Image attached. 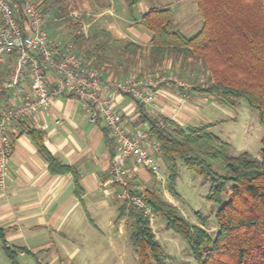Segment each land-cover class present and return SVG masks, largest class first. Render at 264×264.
Returning <instances> with one entry per match:
<instances>
[{"label": "trees", "instance_id": "trees-1", "mask_svg": "<svg viewBox=\"0 0 264 264\" xmlns=\"http://www.w3.org/2000/svg\"><path fill=\"white\" fill-rule=\"evenodd\" d=\"M11 1L18 10L20 24L25 26L19 0ZM140 1L126 0L128 10ZM47 2L42 0L37 4L42 12L47 10ZM195 4L201 25L191 35L177 29L169 6L150 7L141 15L138 23L150 33L147 50L150 63L157 66L167 59H180L185 67H196L206 74L208 83L193 86L195 91L214 95L222 105L244 98L258 112L264 126V0H195ZM62 11L67 14L65 9ZM62 22L69 29L70 39L81 48L83 35L72 31L81 22L69 18ZM97 48L84 49V56H91ZM124 50L130 56L144 51L141 45L130 41L125 43ZM136 102L137 124L146 123L149 137L160 144L158 157L167 171L169 191L177 195L174 185L178 161L202 176L209 184L206 198L215 207L216 229L211 234L203 226L191 224L179 216L175 206L154 192H147L145 199L153 213L161 215L166 228L186 240L196 264H264V134L258 157L248 152L233 155L230 143L209 131L210 124L182 126L163 117L158 119L148 115L142 104ZM26 132L47 162L50 173H71L78 193L81 186L76 169L50 153L43 143L42 131L26 126ZM105 132L108 134L109 130ZM214 165L221 167L223 173L217 172ZM124 217L132 219L130 240L143 264H170L156 241L149 218L121 201L116 221ZM0 246L10 264H19L17 254L23 248L7 245L1 228Z\"/></svg>", "mask_w": 264, "mask_h": 264}, {"label": "crops", "instance_id": "crops-1", "mask_svg": "<svg viewBox=\"0 0 264 264\" xmlns=\"http://www.w3.org/2000/svg\"><path fill=\"white\" fill-rule=\"evenodd\" d=\"M143 1L139 3L142 7L138 15L134 14L135 6L131 11L126 6L127 13L125 14L122 9L124 14L119 15L116 14L113 0H102L99 3L94 1L93 7L98 9V12L92 13L94 18L90 22L104 21L105 23L103 22V25L89 32L86 31L85 26L91 19L87 18L83 21V27L80 30L83 35L81 48L96 49L99 47L97 48L98 54L97 52L94 54L93 67L99 71L104 85L136 71L143 74V78H149L148 75L153 72L151 70L156 69V65H152L148 58L150 33L146 29H141L138 23L141 15L151 7L148 4L143 5ZM167 5L162 2L161 6L155 7ZM176 13H181V16L185 17L179 8ZM103 14L105 16L100 17ZM182 17H180L181 20ZM199 22H201L200 19L196 23H188V20H185V25L180 29L176 27L186 35V31H189L192 24H196L198 25L196 30L191 32L193 34L200 28ZM61 28H47V32L54 39L60 36V43L65 39H70L67 26L64 27L67 29L65 32H62ZM187 28L189 29L186 30ZM127 41L141 45L143 53L128 55L124 50ZM102 47L108 50L107 53L103 52L105 50H102ZM115 54L119 55L115 56ZM12 62L8 60L1 66L0 81L10 71ZM164 64L166 67L170 64L171 67L179 66V69L191 78L190 84L185 83L189 87L188 94L184 98L171 86L157 85L154 88L156 97L152 102L142 104L148 115L158 119L163 117L187 126L190 123L188 121H191L192 117L197 114L201 104L208 100L219 104L214 95L200 93L192 88L198 85L197 77L194 78L195 71H192L188 65L187 67L182 65L180 59H167L163 62ZM53 78L51 73L49 79ZM30 87L29 78L26 76L23 79V88L30 90ZM102 95L110 97L114 108L122 113L124 125L129 132L147 128L146 123L137 124L138 103L129 95L113 93L109 87L103 90ZM18 101L19 92L16 88L0 92V107L12 105ZM24 122L30 125H23L16 120L6 125L7 135L12 141V155L8 163L5 187L0 189V228L7 245L29 251L27 253L23 249L18 251L19 264H32L23 258L27 254L33 257L37 254L45 256L46 264H75L73 260L77 256V246L69 248L64 243L85 239L87 225L90 226L87 229L97 228L91 217V210L106 209L110 203L120 201L112 197L115 188L109 182L108 173L110 160L117 151L116 140L110 131L106 134L105 131L109 129L104 120L90 122L81 102L65 93L54 95L47 109L38 112L30 121ZM26 126L42 131L43 143L50 153L61 163L76 169L81 186L78 193L75 191L74 178L71 173H50L47 162L27 134ZM126 167L134 185H139L140 179L149 182V171L135 166L131 159L127 160ZM121 201L117 202L118 205ZM118 205L116 206L117 214ZM36 260L40 262L35 257ZM7 263L10 264L9 260Z\"/></svg>", "mask_w": 264, "mask_h": 264}, {"label": "built area", "instance_id": "built-area-1", "mask_svg": "<svg viewBox=\"0 0 264 264\" xmlns=\"http://www.w3.org/2000/svg\"><path fill=\"white\" fill-rule=\"evenodd\" d=\"M19 2L25 26L20 24L18 10L12 1L0 0V68L8 60L13 61L10 71L0 81V92L11 88L19 92L18 103L0 107V189L5 187L12 155V141L6 125L12 120L30 121L38 112L48 108L54 95L65 93L81 102L90 122L104 120L116 140L117 151L108 167L109 182L114 188L118 187L112 197L125 201L152 220L154 213L146 202V192L134 188L126 162L131 159L135 166L158 175L160 144L149 137L146 129L129 132L122 113L102 92L109 87L113 93H123L141 104H148L156 97L154 88L161 83L167 84L170 78L127 76L104 85L99 71L84 60L74 41L61 44L46 31L50 21L65 18L75 21L76 12L52 16L47 11L42 12L35 0ZM78 33L73 30V34ZM51 73L52 80L49 79ZM26 76L31 84L30 90L23 88ZM159 124L163 121L159 120Z\"/></svg>", "mask_w": 264, "mask_h": 264}, {"label": "rangeland", "instance_id": "rangeland-1", "mask_svg": "<svg viewBox=\"0 0 264 264\" xmlns=\"http://www.w3.org/2000/svg\"><path fill=\"white\" fill-rule=\"evenodd\" d=\"M35 1L39 4L42 0ZM94 1L99 3L102 0H48L46 4V11L52 16L65 14V12L62 11L63 9L67 11V14L70 12H76L78 16L76 20L81 22V26L76 28L79 33L83 27L84 19L90 18L91 20H88L85 26L86 31L90 32L93 28L96 29L103 25L104 22L102 18L103 22H90L94 18L92 13L95 14L98 12V9L93 7ZM162 2L163 4H168L167 6L172 8L174 22L179 29L181 26L185 25V20H188V23H196L197 20L199 21L200 19L196 4L193 0H144L143 5L148 4L151 7H155L161 6ZM113 5L116 10V14L121 15L127 13L125 0H113ZM141 5L142 4H138L135 6V15L140 13V9L142 7ZM177 8L182 11L185 17H182L181 13H176ZM122 9L124 13H122ZM103 16H105V14L100 17ZM180 17L183 18V22ZM199 23L201 25V22ZM196 26L198 25L192 24L191 28L189 27L190 29L187 28L186 30L189 29V31H186V35H191V32L196 30ZM49 27H62V32L67 30L64 28L66 27L65 23L62 21H50L46 25V31ZM140 27L145 30V28L141 25ZM59 38L55 40L60 42ZM70 40L72 39H65L64 42H61V44L67 43ZM101 49L105 50L103 47ZM79 50L84 56V48H79ZM94 51L98 54V50H92L91 56H84V60L89 62L91 66H93L95 61L93 58L96 52ZM107 51L105 50L103 52L106 53ZM117 55L119 54H115V56ZM155 68L156 69L154 70L153 68V70H151L153 72L148 75L149 79L167 76L170 78L168 83L161 84L171 86L184 98L186 97L185 95L188 94L189 88L186 84H190L191 78L188 77L182 69H179V66L171 67L170 64L169 67H166L165 64L163 65L162 63L161 65H157ZM176 69H178V71ZM191 70L195 71L194 78L197 77V83L199 85L206 86L208 83L206 80V74L202 71H197L196 67L191 68ZM189 74L191 75V73ZM129 76L143 78L144 75L136 71L129 74ZM188 122H190L188 124L196 126L210 123L209 131L217 135L222 140L230 143V151L233 155H237L241 152H248L253 156H259L261 138L264 134V126L259 121L258 112L248 106L244 98H239L230 105L215 104L211 100H208L200 105V108L197 110V114L192 117L191 121ZM158 163L160 165L159 174L154 175L149 172V182L148 180L140 179L138 177L140 179L138 181L139 185H134V188L142 189L146 192V194L147 192H154L161 200L175 206L179 216L187 219L193 225L203 226L209 233L212 234L216 229V220L214 216L215 207L213 203L206 198L209 184L204 182L202 176L189 171L180 161H178V176L176 177L174 185L177 195L174 196L169 191L167 171L160 157H158ZM214 167L217 172L221 174L223 173L221 167L217 165H214ZM117 188L118 187H116L115 190H117ZM117 202L119 203L120 201L118 200L114 202V204L110 203V206L106 209L90 211L91 217L96 223L97 228H94L93 230L92 228L87 229L89 226L87 225L85 239L82 240L79 238V241H68V243H64L69 248L74 246H77L78 248V251L76 252L77 256L73 260V263L143 264L140 253L132 245L130 240V233L132 229L129 224L132 222V219L128 217L123 218L121 221H116L115 219L117 217ZM150 225L155 234L156 241L160 245L168 263L180 264L187 261L190 264H196L190 254L186 240L180 234L166 228V221L161 215L154 214L153 219L150 220ZM35 257L40 260V263L42 260V263L46 264L45 256L37 254ZM35 257L27 254L23 258L29 260V263L35 264ZM7 261L8 260L4 251L0 246V264H8Z\"/></svg>", "mask_w": 264, "mask_h": 264}]
</instances>
